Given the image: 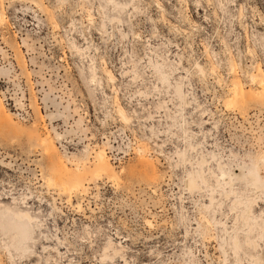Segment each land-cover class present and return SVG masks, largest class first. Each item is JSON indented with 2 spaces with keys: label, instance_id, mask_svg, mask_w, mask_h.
Instances as JSON below:
<instances>
[{
  "label": "rangeland",
  "instance_id": "374dc122",
  "mask_svg": "<svg viewBox=\"0 0 264 264\" xmlns=\"http://www.w3.org/2000/svg\"><path fill=\"white\" fill-rule=\"evenodd\" d=\"M0 19V210L36 217L0 264H264V0Z\"/></svg>",
  "mask_w": 264,
  "mask_h": 264
},
{
  "label": "bare ground",
  "instance_id": "6f19581e",
  "mask_svg": "<svg viewBox=\"0 0 264 264\" xmlns=\"http://www.w3.org/2000/svg\"><path fill=\"white\" fill-rule=\"evenodd\" d=\"M113 19V18H112ZM1 20V19H0ZM111 20V19H110ZM94 78V77H93ZM253 80V79H252ZM92 81V79H91ZM94 81V80H93ZM262 88H264V80H261L259 84ZM233 91L238 92V86L236 84L233 85ZM97 159L98 161H104V156L102 153H97ZM203 173V172H202ZM201 173V174H202ZM204 174V173H203ZM98 176L99 174L96 173ZM201 176V175H200ZM202 177V176H201ZM188 178V177H187ZM198 178V177H197ZM114 179V178H113ZM203 180V178H201ZM112 181V180H111ZM204 181V180H203ZM115 182V181H114ZM113 182V183H114ZM189 183V182H188ZM187 183V184H188ZM192 187L193 185L197 187L195 184V178H191ZM189 183V184H190ZM116 184V182H115ZM188 184V185H189ZM190 184V185H191ZM74 190H80L79 186H74ZM80 206V205H79ZM10 208V207H9ZM9 208H4L3 210H0V229L3 231V233H8L11 235L12 239L17 243V245L23 246L24 241L31 237V233L33 231L34 227V219L36 217L31 216L27 212H17L13 211ZM250 208V207H249ZM246 221V219H245ZM246 223V222H245ZM250 225V223H249ZM248 225V226H249ZM10 237V236H9ZM8 237V238H9ZM235 242H237V238H235ZM11 243V242H10ZM13 243V242H12ZM18 248V247H17ZM10 253V251H9Z\"/></svg>",
  "mask_w": 264,
  "mask_h": 264
}]
</instances>
